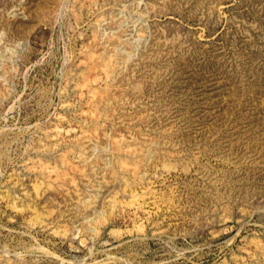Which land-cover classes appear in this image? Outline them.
I'll return each instance as SVG.
<instances>
[{
    "label": "rangeland",
    "instance_id": "rangeland-1",
    "mask_svg": "<svg viewBox=\"0 0 264 264\" xmlns=\"http://www.w3.org/2000/svg\"><path fill=\"white\" fill-rule=\"evenodd\" d=\"M0 264H264V0H0Z\"/></svg>",
    "mask_w": 264,
    "mask_h": 264
}]
</instances>
